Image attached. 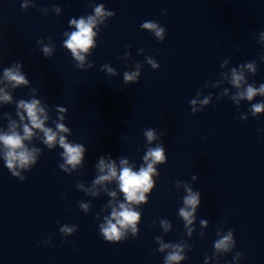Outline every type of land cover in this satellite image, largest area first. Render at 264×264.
I'll list each match as a JSON object with an SVG mask.
<instances>
[{
    "label": "water",
    "instance_id": "water-1",
    "mask_svg": "<svg viewBox=\"0 0 264 264\" xmlns=\"http://www.w3.org/2000/svg\"><path fill=\"white\" fill-rule=\"evenodd\" d=\"M88 17L80 60L65 42ZM6 69L27 83L13 86ZM262 84L264 39L216 0H0V97H11L0 99V135L32 128L22 100L39 101L56 133L50 146L32 128L31 159L12 170L0 142V264H264V111H252L264 95L241 96ZM61 137L82 147L79 163H67ZM156 147L164 160L145 201L129 204L117 178L96 182L101 160L117 176L139 172ZM121 203L139 213L136 231L107 242L101 226ZM172 252L183 258L168 262Z\"/></svg>",
    "mask_w": 264,
    "mask_h": 264
},
{
    "label": "clouds",
    "instance_id": "clouds-1",
    "mask_svg": "<svg viewBox=\"0 0 264 264\" xmlns=\"http://www.w3.org/2000/svg\"><path fill=\"white\" fill-rule=\"evenodd\" d=\"M26 6V5H25ZM96 16H101L104 14L103 6H98L95 9ZM111 14V13H109ZM72 24L75 25L77 31L71 33L69 39L65 42L66 46L72 50L74 56L78 59L82 60L83 57L79 55L78 49L80 51H87L89 47L92 46L93 40V25L95 20L93 17H88L87 20L81 18L79 21L73 20ZM144 28L155 30L156 35L158 37H162L163 29L157 28L156 24L148 22L142 25ZM47 53L49 50L47 48L44 49ZM156 67V65H153ZM249 68H252V65H248ZM6 79L10 82H13V86L27 83L24 76L19 74L18 71L13 69H6L4 73ZM132 76H126V79L131 80ZM243 77L233 71V80L232 83L237 87L240 86V82ZM257 93L264 95V84L260 86L259 89L254 88L249 85L246 89V92L241 93L242 97H246L248 100H251ZM5 102L11 100V97L5 94L3 97H0ZM39 101L33 100L31 102L20 101L19 107L22 108L26 113L27 117L31 123L32 128L40 129L44 132L45 142L51 146V144L56 139V133L53 132L49 128L44 127V121L40 119L38 113H43L42 108H38ZM253 114L260 113L264 111V104H254L252 106ZM47 117H45L46 119ZM21 120H23V116H21ZM32 128H30L27 124L24 125V135L21 136L15 131L10 134L0 135V142L7 148V152L5 154L6 166L9 170H12L15 166L16 162H19L21 166L28 164L31 159L30 153L27 149H24L23 141L25 139H30L32 136ZM57 128L60 131H66L63 125H57ZM149 141L154 139V134L152 131H148L146 133ZM60 145L65 150V155L67 158V163L76 164L80 162L82 147L79 145L72 146L65 143L64 137L60 138ZM19 150V151H18ZM151 159L152 163H148L147 167H141L139 172H134L130 167H123L117 176L116 167L114 164L109 163L105 164L103 160L100 161V169L103 172L105 168H107V175H101L97 183L103 181H109L113 178H117L119 181L120 191L124 194L126 201L130 204L132 202H142L145 201L144 193L148 192L150 188L153 186V181L151 179L152 173L155 171L153 168V164L156 162H162L164 160V149L162 147H156L154 149H150L145 156V160ZM122 164H126V161H122ZM13 175H18V173L13 172ZM115 195V193H112ZM198 203V198L196 195H189L185 198V204L189 205L195 209V206ZM86 207V206H85ZM120 210L117 211L113 209L112 218L116 220V223H112V220L107 221V226H101V232L104 239L107 242L118 243L121 240V231L120 228L126 227L128 225L133 226V232L135 233V224L139 220L140 215L138 212L131 210L126 204L121 203L119 205ZM181 215L185 220L191 222L190 217L192 215L191 212L185 211L184 209L180 210ZM119 225V227H118ZM62 232H71L70 228H63ZM230 237H224L223 240L216 243V248H224L227 249V242ZM164 247H167L165 245ZM239 255V253L237 254ZM183 257L178 252H172L168 255L167 261H179Z\"/></svg>",
    "mask_w": 264,
    "mask_h": 264
}]
</instances>
